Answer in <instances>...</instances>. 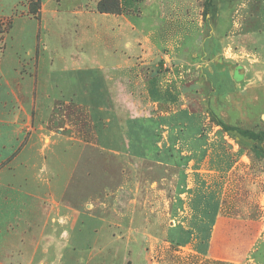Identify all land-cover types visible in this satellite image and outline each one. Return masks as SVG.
<instances>
[{"label": "rangeland", "instance_id": "rangeland-1", "mask_svg": "<svg viewBox=\"0 0 264 264\" xmlns=\"http://www.w3.org/2000/svg\"><path fill=\"white\" fill-rule=\"evenodd\" d=\"M8 1L13 3L10 12L6 18L0 15V110H8L10 124L19 119L24 128L16 138L15 130H10L8 152L0 149V159H9L1 166L0 181L12 187L4 189L9 204L0 199L7 210L1 215L18 216L26 234L39 222L42 237L52 239L42 242V248L49 247V252H42V264H198L192 258L178 259L177 250L162 239L177 178L174 165L163 159L160 164L99 152L93 146V124L100 119L111 128L114 108L126 114L157 106L143 96L76 97L80 85L67 83L65 76L94 70L101 62L109 64L110 48L119 45L117 38L93 35L92 26L86 28L77 14L124 10L132 13V23L137 18V31L143 37L136 45L142 52L134 56L128 51L143 63L135 73L137 88L145 93L143 73L154 72L165 77L171 91L178 87H174L177 81L186 94L179 105L169 93L161 99L162 109L171 112L183 106L199 113L205 127L220 122L228 128L264 133V83L258 78L264 69L258 67L256 44V33L264 27L262 0H194L193 7L186 9L191 14L168 20V44L163 46L159 28L143 10L144 0H129L126 9L119 0ZM160 1L165 8L170 0ZM95 20L91 17L89 23ZM61 70L67 74H57L56 82L47 81L50 71ZM98 109H103L100 116ZM230 132L245 142L250 159H261L264 165L263 137L250 140ZM210 165L206 163L204 169ZM249 173H254L251 167ZM249 176L242 185L229 188L227 201L237 207L252 203L251 209L247 206L245 213L237 214L256 215L262 226L264 186H256L257 175ZM246 185L261 190L249 198ZM17 203L18 213L11 212V205ZM255 254L264 256V241Z\"/></svg>", "mask_w": 264, "mask_h": 264}, {"label": "crops", "instance_id": "crops-1", "mask_svg": "<svg viewBox=\"0 0 264 264\" xmlns=\"http://www.w3.org/2000/svg\"><path fill=\"white\" fill-rule=\"evenodd\" d=\"M2 1L0 0V15L3 17L10 12V4L13 3L6 0L4 4ZM119 1L122 9L130 7L128 2L131 0ZM180 3L184 5L183 8L178 6ZM95 4L93 1L90 6L93 8ZM144 4L143 10L148 12L151 21L159 28L158 35L163 46L168 44L165 37L168 34V20L177 18L181 14H191L186 9L193 7L194 0L183 2L170 0L165 8L162 7L160 0H144ZM3 5L6 7L4 8ZM153 6L156 9H152ZM150 7L151 11L147 10ZM262 8L264 10V0H262ZM5 9H7L6 12ZM123 11L120 14H102L93 10L77 14V18L86 28L92 26L93 35L98 38L111 36L118 39L119 45L110 48L112 56L109 55V64L101 62L94 70L78 73L71 71L72 76L66 75L65 70L59 73L50 71L47 81L56 82L57 74L64 73L67 83L71 81L72 84L80 85L76 97L87 100H124L129 96L131 98L143 96V99L153 101L151 103L157 108L140 111L131 109L126 114L114 108L111 110L113 120L111 128L98 119V122L93 124L96 133V142L93 146L97 147L99 152L107 151L127 156L129 159H153L160 164L162 162L159 160L163 159L174 165L177 178L170 192L172 198L168 203L170 219L161 238L166 245L177 250L175 253L178 259L185 261L192 258L198 260V264H264V256L255 254L260 243L264 241L262 235L264 223L261 226L256 215L257 218L250 214L239 215L244 212L243 208L246 210L248 206V210L251 209L252 203L240 204L237 207L227 201L229 188L235 183L242 185L246 178L249 179V175L252 177L257 175L256 186L260 184H262L261 187L264 186L262 160L250 159L245 142L240 140V137L233 136L232 132L221 131L219 126H203L199 113L192 112L183 106L171 112L162 109L161 99L168 97L169 93L179 105L185 100L186 94L181 90L179 82L176 81L174 87L175 85L178 87L171 91L163 75L154 72L153 74L143 73L142 82L145 93L137 88L135 73L140 72L143 63L139 61V58L137 60V57L129 56L128 51L134 56L142 52L138 49L136 40L143 35L138 34L137 18L132 23L130 20L132 13L129 12L127 15ZM49 14L54 15L52 12ZM40 17L43 21V11ZM91 17L98 21L95 20L96 22L90 24ZM262 20L264 21V12ZM120 43L123 44L122 47ZM256 44L258 67L264 69V27L261 32L256 33ZM40 62L38 60V65ZM69 77H73L74 80ZM121 77L127 79L122 80ZM261 77L264 83V74L258 76V78ZM156 96L158 97L155 98ZM96 113L100 116L103 109H98ZM122 116L125 118L122 119ZM18 121L19 119L16 120V125L10 124L8 110H0V149L8 152L10 130H15L14 138L18 136L17 131H22L23 126ZM70 139L74 140L75 137L72 136ZM0 153L3 155V151ZM8 160L0 159V178L3 176L1 166L7 164ZM206 163L211 164L208 169H204ZM213 164L220 166L217 168ZM250 167L253 174L249 173ZM16 175L21 176L20 170ZM246 186L248 187L247 197L249 194L253 196L254 191L261 190V187L250 189L248 185ZM11 188L2 180L0 181L2 202L6 201L9 204L10 196L5 197L4 189ZM17 196L19 201L20 196ZM11 209V212L18 213L19 203L11 205ZM5 211H7L6 206L2 204L0 206V264H42V252H49V247L42 248V242L49 243L52 239L42 237L39 222L36 227H29L26 234V229L21 226L23 223L17 218L18 216L13 219L7 218L1 215ZM156 238L159 239V237ZM156 238L152 236L153 240H157Z\"/></svg>", "mask_w": 264, "mask_h": 264}, {"label": "trees", "instance_id": "trees-1", "mask_svg": "<svg viewBox=\"0 0 264 264\" xmlns=\"http://www.w3.org/2000/svg\"><path fill=\"white\" fill-rule=\"evenodd\" d=\"M216 124L220 126L223 131H236L239 133L241 137H245L250 140H258L260 137L264 138V133H253V132L246 131V130H236L234 128H228L226 125L220 122H217ZM258 160H261V159H258Z\"/></svg>", "mask_w": 264, "mask_h": 264}]
</instances>
